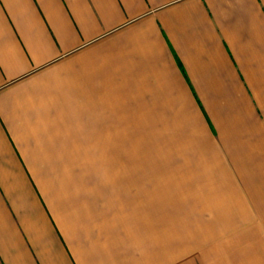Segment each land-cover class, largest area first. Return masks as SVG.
Masks as SVG:
<instances>
[{"label":"crops","instance_id":"obj_1","mask_svg":"<svg viewBox=\"0 0 264 264\" xmlns=\"http://www.w3.org/2000/svg\"><path fill=\"white\" fill-rule=\"evenodd\" d=\"M0 264H264V0H0Z\"/></svg>","mask_w":264,"mask_h":264},{"label":"rangeland","instance_id":"obj_2","mask_svg":"<svg viewBox=\"0 0 264 264\" xmlns=\"http://www.w3.org/2000/svg\"><path fill=\"white\" fill-rule=\"evenodd\" d=\"M96 162V160H88V163L85 165V166H88V167H93V166H95V163Z\"/></svg>","mask_w":264,"mask_h":264}]
</instances>
